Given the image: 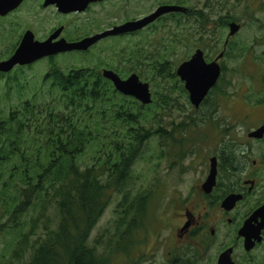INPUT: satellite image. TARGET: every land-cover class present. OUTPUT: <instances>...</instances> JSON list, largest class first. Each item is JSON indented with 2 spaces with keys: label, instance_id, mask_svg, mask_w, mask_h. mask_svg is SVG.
I'll return each instance as SVG.
<instances>
[{
  "label": "trees",
  "instance_id": "1",
  "mask_svg": "<svg viewBox=\"0 0 264 264\" xmlns=\"http://www.w3.org/2000/svg\"><path fill=\"white\" fill-rule=\"evenodd\" d=\"M177 17L174 14L161 27H185ZM220 18L225 28L228 18ZM196 19L190 31L210 24L206 16ZM179 44L175 40L156 46L153 53L145 45H136L132 53L121 45L110 46L106 65L124 75L139 70L155 91L154 81L144 75L148 69L154 76L172 79V92L186 93L175 64L188 59L196 45L177 49ZM242 53L233 49L226 56L236 60ZM49 63L42 88L32 95L25 73L0 74L6 80V96L12 89L19 94L16 105L0 108V264H112V255L97 248L99 240L90 244L92 232L113 198L120 197L112 254L122 251V204L140 205L149 196L148 191L130 188L129 180L153 136L157 93L143 106L118 93L100 66L66 72L58 60ZM165 91L158 98L162 104L171 103ZM119 125L125 128L123 135Z\"/></svg>",
  "mask_w": 264,
  "mask_h": 264
},
{
  "label": "flooded vegetation",
  "instance_id": "2",
  "mask_svg": "<svg viewBox=\"0 0 264 264\" xmlns=\"http://www.w3.org/2000/svg\"><path fill=\"white\" fill-rule=\"evenodd\" d=\"M110 1L92 2L84 11L65 13L60 11L55 3L46 4V0H24L8 14L0 15V44L6 43L4 39L10 37L6 49L14 47L13 52L8 57L0 59V62L10 59L20 47L27 32H32L34 40L38 42L52 38L54 43L66 40L68 43L76 44L128 22L142 20L156 10L143 11L142 0H115L119 3L134 1L133 11L121 20L120 15L112 14L106 8ZM184 1L165 0V3L157 2L156 8L163 5L185 7L186 13L173 12L161 16L154 23L137 32L103 38L86 51L63 52L38 60L31 65H18L10 73H25L27 69L30 72L38 68L36 66L39 64L42 67V63L50 64V60H58L60 69L67 70L66 72L72 71L74 67L94 65L100 66L103 76L104 70H112L106 65L111 58L105 56V47L111 43L119 46L131 38L144 36L156 29L159 24L171 19L174 14L178 15L177 18L183 24H190L192 19L198 24L196 18L203 16V13H199L202 11L196 10L195 7H187ZM205 7L209 9L210 5L205 4L204 9ZM95 9L101 13H97ZM244 10L245 12L250 10L248 4ZM246 14L243 13V16L247 17ZM220 17L218 20L210 19L212 22H217L219 27L228 29L226 39L214 40L212 37L220 33L211 34V31L205 30L201 33L202 41H200L195 39L200 32H191L190 37L195 39L192 45L196 46L190 57L185 60H189L196 49L204 51L207 63L215 61L222 54L223 57L219 60L221 74L216 85L198 108L191 104L188 91L186 89V93L181 91L180 95L187 101L183 110L189 107L190 114L184 120L174 121L168 127L160 125L157 121L154 122L153 136L143 147V153L146 149L152 148L157 168L160 167V161H167L168 170L178 179L185 176L188 170L201 172L202 179L196 186L201 201L190 202L186 199L178 202L151 203L149 201L153 197L151 193L144 198L143 204L124 202L120 226L123 234L121 249L124 264H218L220 256L228 250H231L230 257L234 264H264V253L257 257L253 254L264 244V228L260 234L261 242L253 239L254 247L249 251L246 250L245 239L241 235L246 222L264 205V26L253 42H235L232 39L243 29L238 17L226 15L228 21L225 28ZM233 22L241 28L228 40L229 25ZM165 24L170 26L176 23ZM16 28L18 30H15ZM10 31L13 33L7 34ZM208 46L222 50L215 49L212 57L205 50L209 49ZM244 46H249L248 49L253 52L257 48L262 49L263 52L254 56L257 70L255 72L250 70L253 75H249L244 83L237 86L233 78H228V72L233 69L225 64L224 59H228L226 56L228 50L243 52ZM96 53L99 54L97 57H95ZM2 54L4 55L5 51ZM241 59L244 58L239 57L236 60ZM182 62L184 61H181L179 66ZM122 65L124 67V63ZM175 67L177 71L179 67L177 65ZM112 71L122 79L133 74L124 77V74L116 70ZM118 129L123 135L124 126L119 125ZM209 136L214 142V152L208 165L206 142ZM223 143H225L224 148ZM213 163L216 166L215 184L210 191H207L204 185ZM130 188L137 191L133 187ZM170 191L169 185L163 183L159 186L157 194ZM230 195L240 198L233 205L226 207L224 200ZM150 204L155 206V212L154 217L148 220L147 207ZM129 206L132 209H127ZM260 222L261 219H258L257 223ZM136 239L140 240L139 245H134ZM132 251H134L133 256ZM237 255L238 257L243 255L239 261L235 258Z\"/></svg>",
  "mask_w": 264,
  "mask_h": 264
},
{
  "label": "rangeland",
  "instance_id": "3",
  "mask_svg": "<svg viewBox=\"0 0 264 264\" xmlns=\"http://www.w3.org/2000/svg\"><path fill=\"white\" fill-rule=\"evenodd\" d=\"M164 1L165 0H142L141 2L142 10L153 11V9H157L156 8L157 2L161 3ZM184 2L186 3L187 7L189 8L195 7L196 10L202 11L199 13H203V16H209L212 20H216V19L218 20L220 16H226V15H230L231 17L234 18L238 17L240 24L243 26V29L235 38L232 39L235 42H244V43L253 42L254 39L257 37L259 31L262 30L261 27L264 26V0H185ZM205 4L210 5L209 9H206V7L204 9ZM247 4L249 5L250 10H248V12H245L244 9ZM106 8L109 10L110 13L120 15L122 20L124 19L123 18L124 16H128L133 11L134 1H122L119 3L115 0H111L106 6ZM94 11H96L97 13H101L98 11V9H95ZM227 11H231V13H227ZM243 13H247L246 14L247 17H244ZM211 19H209L210 24L206 25L204 28H199L195 31L208 30L209 32L211 31V34L220 33L218 35L213 36L212 38L214 40L215 39H221L222 41L225 40L228 34V29H223L219 27V24L215 21L212 22ZM21 23L25 24L23 22ZM161 24H159L156 29L154 28L153 30H151V32L145 34L144 36L131 38L127 40L125 44L123 43V45H121V47L123 49L129 50L130 53H132L133 50L136 49V45L138 46L145 45L148 47V51L149 52L151 51V53H153L156 46L159 47L162 46L163 44L171 45L172 42H174L175 40H177V42H180V44L177 45L176 48L181 49L187 44H193V41L195 39L196 40L199 39L197 36L195 39L194 38L192 39L189 35L191 32L193 33V31H190V29L192 27V24H195L194 19H192L190 24L187 23L185 27L182 26V24H179V26H177L176 24H171L169 28H162ZM15 30H18V28H16ZM12 33L13 31L7 32V34H12ZM4 40L6 43L0 44V59L8 57L14 50V47H10L9 49H6L9 46L8 42L10 40V37ZM210 44L212 45L213 42H211ZM110 46H115V44L111 43V45L105 47V50L110 48ZM208 48L209 49H205V50H207L208 53L212 57H214V50L216 48L215 49L211 48V46H208ZM243 48L244 51L242 53L241 58L244 59L241 60H234L230 58L224 59L225 64L229 68L233 69V71L228 72V78H233L237 86L244 83L249 78V75H253V73L250 70H252L253 72L257 70L255 68L257 61H255L254 56L261 55L263 52L262 49L260 48L255 49L254 52L248 49L249 46H244ZM216 50L220 51L222 49H216ZM3 51H5L4 55L2 54ZM98 55L99 54L96 53L95 57H97ZM105 56L107 55L105 54ZM40 65L41 64L37 65L36 67L38 68H35L30 72H28L29 69L25 70L26 78L29 79V86H30L29 95H32L35 92H39L40 88H42V78L46 74L48 67L46 66V64H42V67ZM88 66H94V65H88ZM167 70H168V66H167ZM138 71L139 70L136 71V74H138L137 73ZM144 75L154 81L155 91L153 87L150 85L152 90L153 101L155 100L154 99L155 93H157L156 105L155 108H153V110L155 113L158 114L157 122H159L160 125H164L168 127L174 121L180 122L190 114L191 110L189 107L183 110V107L187 105L186 104L187 101L185 97L180 95V91L172 92L170 88L173 82L172 79L166 78L165 80L161 77L154 76V74L150 72L148 69L145 70ZM126 76L129 75L128 74L124 75V77ZM5 81H6L5 79L0 78V108L12 107L16 105L19 101V94L16 91V89H12L10 91V95L8 97L6 96ZM165 90H167V92L171 96L169 99L171 100V103L162 104V102L159 100L160 97L158 98L160 94L163 95L164 93H166ZM25 98H27V94L25 95ZM161 107H163V109ZM151 122H149L148 126H150ZM153 124L155 123L153 122ZM222 147L223 148L225 147V143H223ZM213 152H214V142L211 136H209L206 142V163H208V165H209V159L213 156ZM156 165H157L156 157L154 156L152 148L150 147L149 149H146L144 151L142 156L134 164L133 171L131 173L132 179L129 181L130 183L129 186L133 187L135 190L140 189L141 191H148L149 195L153 193V197L149 199L151 203H156L159 201L178 202V201H184L186 199H189L190 202L201 201L200 194L196 188V186L200 183L203 176L201 172H198V170L197 171L188 170V173L185 176H183L181 179H178L172 175V172L170 170H168L169 163L167 161H163V160L160 161L159 168H157ZM163 183H167L171 191L169 193L158 195L157 191L159 190V186H161ZM120 199H121L120 197L113 198L111 204L108 206L103 216L101 217L99 223L93 230L92 237L90 240L91 245H93V241L95 239L101 242L97 245V248H99L100 251L106 249V255H112V264H124V256L122 257V251L119 252L115 251L112 254V250L115 249L116 240H117L114 237L116 230L114 223L116 219L115 209ZM154 207L155 206L153 204H150L147 207L148 220L154 217L153 215L155 212ZM139 244H140V240L136 239L134 245H139ZM262 253H264V244L253 252L254 257H257ZM133 254L134 251H132V256ZM242 256L238 257L237 255L235 258L237 261H239Z\"/></svg>",
  "mask_w": 264,
  "mask_h": 264
},
{
  "label": "water",
  "instance_id": "4",
  "mask_svg": "<svg viewBox=\"0 0 264 264\" xmlns=\"http://www.w3.org/2000/svg\"><path fill=\"white\" fill-rule=\"evenodd\" d=\"M23 1L24 0H0V15L8 14V12L17 8ZM96 1L103 0H46V4L55 3L59 7L60 11L67 13L72 11H84L90 3ZM173 12L186 13L187 8L163 5L158 7L153 12V14L142 20L128 22L121 26L115 27L110 31L104 32L103 34L87 38L76 44L68 43L66 40H61L54 43L52 38L45 42H38L34 40V35L32 32H27L20 47H18L10 59L0 62V73L8 74L18 65H31L38 60L55 54L73 50L86 51L103 38L137 32L144 29L149 24L154 23L161 16ZM240 28V25L237 23H231L229 25L230 32L228 40L232 36L236 35V33L240 31ZM222 57L223 55L221 54L215 61L207 63L205 60L204 51L197 49L189 60L184 61L179 66L177 75L185 83V88L189 93L191 104L194 107L198 108L209 91L216 85L221 74L219 60ZM103 76L110 80L115 86L116 90L122 95L136 99L143 106H147L152 103L153 98L151 86L149 83L143 81L138 74L133 73L128 78L122 79L114 71L104 70ZM212 161H214V159ZM215 179L216 166L213 163L210 175L204 185L207 191L212 189L215 184ZM239 198V196L230 195L224 200V205L226 207L231 206L237 202ZM258 219H261L260 223H257ZM263 228L264 205L253 214L251 219L246 222L243 230L241 231V235L245 239L244 246L247 251L253 249V239L261 242L260 234ZM230 251L231 250H228L220 256L218 264H234L230 257Z\"/></svg>",
  "mask_w": 264,
  "mask_h": 264
}]
</instances>
